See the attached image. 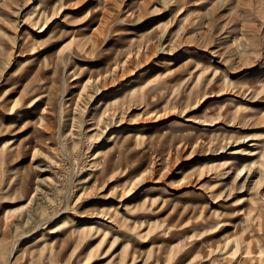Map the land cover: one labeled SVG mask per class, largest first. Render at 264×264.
I'll return each instance as SVG.
<instances>
[{"label": "rangeland", "instance_id": "obj_1", "mask_svg": "<svg viewBox=\"0 0 264 264\" xmlns=\"http://www.w3.org/2000/svg\"><path fill=\"white\" fill-rule=\"evenodd\" d=\"M52 1L0 0V264H264V0Z\"/></svg>", "mask_w": 264, "mask_h": 264}, {"label": "bare ground", "instance_id": "obj_2", "mask_svg": "<svg viewBox=\"0 0 264 264\" xmlns=\"http://www.w3.org/2000/svg\"><path fill=\"white\" fill-rule=\"evenodd\" d=\"M47 1L48 0H44V2L47 4ZM66 1H68V0H66ZM148 1V0H147ZM147 1H145L146 3H147ZM50 4H52V6H54L55 5V3H54V0L50 3ZM51 9H53V8H51ZM48 11V10H47ZM52 12V11H51ZM171 12V11H170ZM48 12H44V13H41L35 20H34V25L36 26V29L38 30V32H42L43 31V29L44 28H46L47 27V24L49 23L48 21L51 19V18H49V20H47V16L49 15V14H47ZM65 19H66V22H69L70 21V19L69 18H67L66 16L64 17ZM125 18H123V20H124ZM125 21V20H124ZM116 22V21H115ZM119 22H121L122 23V21H119ZM117 25V24H116ZM83 26H85V24L83 23V24H81L80 25V27H83ZM112 26H114V24L112 25ZM70 28L71 27H67L66 29L64 28V30H60L58 27H55V28H53V33H54V35H55V37H56V41L60 44V42H61V40H63V39H60V36H58V35H60L61 33H62V31H63V34H62V36H63V38L64 37H66V38H69V40H68V42H72V41H74L75 42V45H74V52L72 53V52H68L66 55H64L63 56V58H64V61L66 62V61H70V63L71 64H74V62H76V61H82L81 59H79L78 57H77V53H84L85 51H84V46L86 45V36L85 37H82V38H79V37H77L80 33H82L81 35L82 36H84L85 35V29L84 28H81V29H79V30H74V29H72V32H71V30H70ZM112 28V27H111ZM59 30V32H57L58 30ZM97 30L99 31L100 29H98L97 28ZM96 30V31H97ZM115 30V29H114ZM93 31V30H92ZM141 32V31H140ZM86 33H88V31H86ZM93 34V33H92ZM129 35V34H128ZM99 36V35H98ZM107 36V35H106ZM113 36H115V34L114 33H111V32H109V34H108V36L106 37V40L107 41H110L111 39H112V37ZM122 36V35H121ZM55 41V42H56ZM106 43V42H105ZM66 44H68V43H66ZM92 44V43H91ZM95 44V43H94ZM152 44V43H151ZM91 47V46H90ZM93 48H94V46H93ZM148 48V47H147ZM99 51V50H98ZM77 52V53H76ZM95 52V51H94ZM97 53V52H96ZM45 61V60H44ZM67 64V62L64 64V65H66ZM118 65V64H117ZM116 65V66H117ZM49 67V66H48ZM65 67V66H64ZM67 67V66H66ZM46 72H44V73H38V72H36V73H34V74H36L35 76H37V77H35L36 79H35V81L34 82H39V80L41 79V77L42 76H44V74H45ZM53 73V72H52ZM110 73V72H109ZM119 73H120V71H119ZM64 74V73H63ZM111 74V73H110ZM41 75V76H40ZM45 77V76H44ZM64 81V80H63ZM117 82V81H116ZM44 85V84H43ZM65 85V84H64ZM43 86H39V87H37V88H39V89H41ZM49 87V86H48ZM52 87V85L50 84V87L49 88H51ZM44 88V87H43ZM42 88V89H43ZM100 88H101V86H100ZM43 91H44V89L43 90H41L39 93H37V95H40L38 98H37V100H40L41 98H43L45 95H41L42 93H43ZM101 91V90H100ZM65 95V94H64ZM61 96H62V94H61ZM63 98V97H62ZM117 100H119V99H117L116 97H113L112 99H110L109 101L110 102H117ZM130 100V99H129ZM28 109V108H27ZM42 110V109H41ZM40 111V110H39ZM38 112V111H37ZM42 112V113H41ZM40 113H39V115H40V119H42L43 118V113L45 112V110H43V111H41ZM34 113H36V111L34 112ZM62 115H63V113H62V109H60L59 110V114H58V119H59V123H58V130L60 131L61 130V127H62ZM37 115H33V116H31L30 118V123H34L35 122V117H36ZM13 123V122H12ZM48 129H50V123H49V121H48V124H47V130ZM6 130V129H5ZM125 130V129H124ZM121 131V130H120ZM122 131H123V129H122ZM121 131V132H122ZM127 135V134H126ZM125 135V136H126ZM38 138V137H37ZM15 148V147H14ZM223 148V147H222ZM221 151V150H220ZM253 154V153H252ZM252 156V155H251ZM256 159V158H255ZM252 161V160H251ZM124 193V192H123ZM123 197V196H122ZM151 199V198H150ZM133 201V200H132ZM103 203V202H102ZM150 205V204H149ZM159 205V204H158ZM175 206V205H174ZM173 206V207H174ZM100 208V207H99ZM109 208V207H108ZM110 208H112V207H110ZM146 208V207H145ZM181 209V208H180ZM183 209V208H182ZM174 210V209H173ZM183 211V210H182ZM190 211H191V209H190ZM118 212V211H117ZM145 213V212H144ZM183 213V212H182ZM181 213V214H182ZM105 215V214H104ZM93 217V216H92ZM91 217V218H92ZM126 218V217H125ZM111 222V221H110ZM220 222V221H219ZM124 223V222H123ZM122 223V224H123ZM126 224V223H125ZM213 224V223H212ZM100 225H102V224H100ZM103 226V225H102ZM117 226H118V224H117ZM129 226V225H128ZM134 226V225H133ZM203 226H204V224H203ZM210 227H211V224L209 225ZM208 226V227H209ZM122 228V227H121ZM206 228H207V226H206ZM200 230V229H199ZM129 233V232H128ZM234 238H235V236H234ZM162 240V239H161ZM234 240V239H233ZM159 241V240H158ZM224 241V240H223ZM228 241H229V239H228ZM232 241V240H231ZM164 242V241H163ZM232 243H234V242H232ZM240 243V242H239ZM224 244V243H223ZM227 244V243H226ZM239 245V244H238ZM231 247H235V246H231ZM13 251H14V248H13V250H12V252H11V255L13 254ZM146 255V254H145ZM145 259V258H144ZM243 260V259H242ZM234 262V261H233Z\"/></svg>", "mask_w": 264, "mask_h": 264}]
</instances>
